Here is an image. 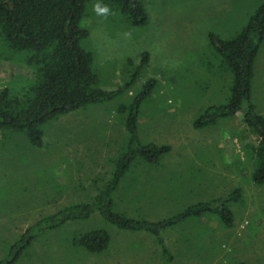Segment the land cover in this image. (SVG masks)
Returning a JSON list of instances; mask_svg holds the SVG:
<instances>
[{"label":"rangeland","instance_id":"rangeland-1","mask_svg":"<svg viewBox=\"0 0 264 264\" xmlns=\"http://www.w3.org/2000/svg\"><path fill=\"white\" fill-rule=\"evenodd\" d=\"M140 1L147 14L143 24H130L102 0L88 3L81 22L89 31L82 45L94 53L103 89L123 86L147 53V64L126 92L47 122L40 147L30 145L22 132L0 130V259L38 219L89 201L105 185L126 139L116 107L154 78L138 117V135L143 143L168 144L171 150L158 162L137 158L130 165L113 193L114 210L157 221L239 188L241 200L228 205L231 226L211 214L170 226L162 232L170 254L165 259L151 234L119 230L94 212L87 220L37 233L16 264H264V184L251 180L250 147L257 135L241 111L202 129L193 126L207 106L225 102L231 80L208 34L234 36L264 0ZM2 53L0 89L16 90L32 72L17 54ZM251 91L264 116V41ZM100 227L111 237L105 252L71 244L72 236Z\"/></svg>","mask_w":264,"mask_h":264},{"label":"trees","instance_id":"trees-1","mask_svg":"<svg viewBox=\"0 0 264 264\" xmlns=\"http://www.w3.org/2000/svg\"><path fill=\"white\" fill-rule=\"evenodd\" d=\"M94 0H0V52L17 54L19 61L30 69L31 77L21 79L16 90L0 89V130L9 129L25 134L29 144L43 143V125L90 104L110 101L126 92L137 79L148 61L143 53L139 64L129 74L123 86L101 88L95 67V56L82 42L89 31L81 22L88 3ZM113 5L132 25L147 20L140 0H102ZM210 46L220 57L223 68L230 73L228 96L222 104L207 106L194 120L193 126L202 129L219 119L242 112L244 124L257 135V144L250 147L251 180L264 184V116L251 98L254 61L264 41V1L249 13L244 26L234 36L222 39L208 34ZM9 57V56H8ZM156 85L148 78L126 103H119L117 113L126 132L121 152L112 159L113 169L102 188L87 202L63 206L56 212L41 217L28 227L9 248L0 264H16L21 254L45 229H55L73 221L87 220L97 212L106 222L119 230L143 231L156 238L162 257L170 259L162 232L185 219L213 215L222 225L230 227V203L241 200L242 191L234 188L225 196L187 205L181 211L161 220L125 216L114 210L113 193L130 165L138 158L144 163H155L171 150L168 144L143 143L138 135V117L142 104ZM111 237L104 228H93L71 237L78 249L99 254L110 245Z\"/></svg>","mask_w":264,"mask_h":264},{"label":"clouds","instance_id":"clouds-1","mask_svg":"<svg viewBox=\"0 0 264 264\" xmlns=\"http://www.w3.org/2000/svg\"><path fill=\"white\" fill-rule=\"evenodd\" d=\"M98 11L106 12V11H107V8H104V9H98Z\"/></svg>","mask_w":264,"mask_h":264}]
</instances>
